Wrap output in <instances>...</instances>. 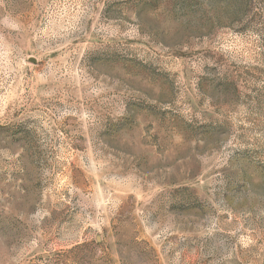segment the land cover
Listing matches in <instances>:
<instances>
[{
	"label": "rangeland",
	"instance_id": "374dc122",
	"mask_svg": "<svg viewBox=\"0 0 264 264\" xmlns=\"http://www.w3.org/2000/svg\"><path fill=\"white\" fill-rule=\"evenodd\" d=\"M0 264H264V0H0Z\"/></svg>",
	"mask_w": 264,
	"mask_h": 264
}]
</instances>
